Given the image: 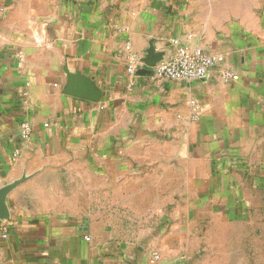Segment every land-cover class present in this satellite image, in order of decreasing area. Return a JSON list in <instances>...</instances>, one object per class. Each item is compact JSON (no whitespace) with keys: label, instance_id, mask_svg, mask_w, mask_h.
<instances>
[{"label":"crops","instance_id":"0c3cea01","mask_svg":"<svg viewBox=\"0 0 264 264\" xmlns=\"http://www.w3.org/2000/svg\"><path fill=\"white\" fill-rule=\"evenodd\" d=\"M174 39L224 59L197 80L127 72ZM67 71L103 95H67ZM8 185L0 264H188L200 231L259 217L264 0H0Z\"/></svg>","mask_w":264,"mask_h":264},{"label":"rangeland","instance_id":"374dc122","mask_svg":"<svg viewBox=\"0 0 264 264\" xmlns=\"http://www.w3.org/2000/svg\"><path fill=\"white\" fill-rule=\"evenodd\" d=\"M235 220L243 226L200 231L188 264H264V209L259 217L239 214Z\"/></svg>","mask_w":264,"mask_h":264},{"label":"built area","instance_id":"2783aa9c","mask_svg":"<svg viewBox=\"0 0 264 264\" xmlns=\"http://www.w3.org/2000/svg\"><path fill=\"white\" fill-rule=\"evenodd\" d=\"M172 43L175 48L174 53L165 57L151 68V74L155 78L169 80L204 79L209 75L215 65H218L224 59L220 54L206 53L199 47L180 43L176 39ZM126 49L130 51V45H126ZM141 64L139 55L130 51L127 72L135 75ZM221 77L225 82H230L238 78L232 71H224ZM44 126H48V124L44 123ZM31 128V124L27 121H23L19 125V135L22 141H28L30 139ZM153 257L154 259L158 258L156 254Z\"/></svg>","mask_w":264,"mask_h":264},{"label":"water","instance_id":"95a60500","mask_svg":"<svg viewBox=\"0 0 264 264\" xmlns=\"http://www.w3.org/2000/svg\"><path fill=\"white\" fill-rule=\"evenodd\" d=\"M165 52L157 51L153 45V40L149 41V45L145 51V55L140 59L143 64L142 73L151 74V68L164 59ZM67 85L64 93L70 96L86 99L89 101L98 100L103 93L96 89L92 81L82 76L79 72L67 71ZM14 185H8L0 189V219L7 216V210L4 203L6 193L13 188Z\"/></svg>","mask_w":264,"mask_h":264}]
</instances>
